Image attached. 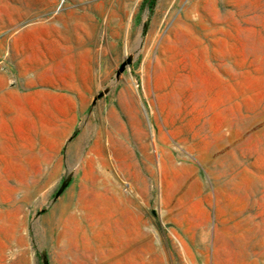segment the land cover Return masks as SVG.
<instances>
[{
  "label": "rangeland",
  "instance_id": "1",
  "mask_svg": "<svg viewBox=\"0 0 264 264\" xmlns=\"http://www.w3.org/2000/svg\"><path fill=\"white\" fill-rule=\"evenodd\" d=\"M0 264H264V0H0Z\"/></svg>",
  "mask_w": 264,
  "mask_h": 264
},
{
  "label": "water",
  "instance_id": "2",
  "mask_svg": "<svg viewBox=\"0 0 264 264\" xmlns=\"http://www.w3.org/2000/svg\"><path fill=\"white\" fill-rule=\"evenodd\" d=\"M125 66H126V64H124V65L121 67L120 72H123V71H124Z\"/></svg>",
  "mask_w": 264,
  "mask_h": 264
},
{
  "label": "bare ground",
  "instance_id": "3",
  "mask_svg": "<svg viewBox=\"0 0 264 264\" xmlns=\"http://www.w3.org/2000/svg\"><path fill=\"white\" fill-rule=\"evenodd\" d=\"M112 148V147H111ZM99 163V162H98ZM100 164V163H99ZM124 175V174H123Z\"/></svg>",
  "mask_w": 264,
  "mask_h": 264
}]
</instances>
